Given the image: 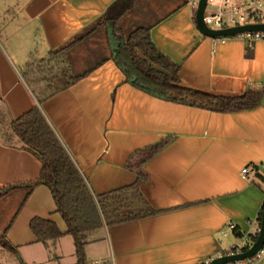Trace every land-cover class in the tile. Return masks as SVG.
Wrapping results in <instances>:
<instances>
[{
	"label": "crops",
	"instance_id": "obj_1",
	"mask_svg": "<svg viewBox=\"0 0 264 264\" xmlns=\"http://www.w3.org/2000/svg\"><path fill=\"white\" fill-rule=\"evenodd\" d=\"M114 1L0 0V40L11 53L0 49V106L10 119L39 106L94 195L132 184L131 153L170 138L144 164L147 177L139 186L156 213L98 229L83 247L85 263L202 264L244 245L232 228L254 234L259 227L264 192L240 170L264 162V95L254 108L217 112L125 82L110 59L102 23ZM119 23L127 32L149 28L155 46L180 65L183 86L233 95L264 83V39L252 44L248 58L244 39L203 35L188 0H134ZM65 47L68 61L48 64L50 52ZM26 56L41 74L24 75ZM61 66L65 76L88 73L45 87L52 83L46 75ZM39 171L35 156L0 138V190L15 186L0 198V229L8 225L6 239L24 264H77L47 184H34L19 207ZM34 217L52 220L64 234L37 241L29 225ZM19 257L0 246V264H20ZM249 264H264V256Z\"/></svg>",
	"mask_w": 264,
	"mask_h": 264
},
{
	"label": "trees",
	"instance_id": "obj_2",
	"mask_svg": "<svg viewBox=\"0 0 264 264\" xmlns=\"http://www.w3.org/2000/svg\"><path fill=\"white\" fill-rule=\"evenodd\" d=\"M133 6L134 0H115L102 16L110 48V59L124 75L125 82L163 100L217 112L251 109L260 103L264 95L262 84L259 86L247 84L242 93L233 95L212 94L183 86L179 78L180 65L155 46L151 40L149 28L140 26L125 34L118 25L120 18ZM50 54L52 58L48 64L55 60L59 61L58 65L62 62L66 63L65 48L52 51ZM245 56L248 58L252 56V46L248 43L245 46ZM31 64H26L30 69L24 70V75L41 74V70H34L29 66ZM87 73L73 76L67 84L84 77ZM2 113L8 122V133L5 134L4 142L19 145L40 162L39 175L36 180L25 186L27 191L19 207L28 197L34 184H47L56 203V209L66 223L65 233L73 238L77 264H86L83 247L104 225L111 226L156 213L139 186L147 177L143 170L144 164L158 153L170 141V138L161 139L131 153L126 162V168L136 176L132 184L94 195L39 106L32 107L16 119H10L4 109ZM253 177L252 181L264 192V173L258 170ZM14 187L7 186L1 189L0 198ZM263 210L264 200L256 217L258 226ZM29 225L36 240L43 244H47L48 240L54 241L64 234L52 220L47 218L34 217ZM7 229L8 225L2 230L0 246L19 257L16 249L6 239ZM231 231L237 238L245 237L247 243L254 242L257 237V232L245 234L237 227L232 228ZM247 243L239 249L246 251ZM235 249H237L236 246L230 248L231 251ZM226 253L228 250L222 252L220 256ZM19 262L24 264L20 257Z\"/></svg>",
	"mask_w": 264,
	"mask_h": 264
},
{
	"label": "built area",
	"instance_id": "obj_3",
	"mask_svg": "<svg viewBox=\"0 0 264 264\" xmlns=\"http://www.w3.org/2000/svg\"><path fill=\"white\" fill-rule=\"evenodd\" d=\"M197 4L198 0H188V5L194 11L197 8ZM207 6H210V9L207 10ZM203 22L207 25V27L213 30H220L247 24H264V0H206ZM234 36L244 39L249 46H252L255 41L264 39V30L245 31ZM223 38L224 37H219L216 39ZM0 49L7 53V55L11 58V53H9L10 51H8L6 41L4 42L0 40ZM30 60L31 59L29 58V56H26L24 62L27 63L30 62ZM262 85L264 86V83H262ZM258 169L264 170V162H261L260 164L244 165L240 170V176L244 179H247L250 176L253 177ZM244 240H246L245 237ZM246 243L247 241H245L244 245ZM247 244V249H249L252 246L253 242ZM242 246H236L237 249H235V251H231L229 248L228 253H226L225 255L243 252L241 249H239ZM263 256L264 241L261 245V248L252 257L244 260L227 262L224 264H249L260 260ZM212 259L213 258L206 260L205 262H203V264H208Z\"/></svg>",
	"mask_w": 264,
	"mask_h": 264
},
{
	"label": "water",
	"instance_id": "obj_4",
	"mask_svg": "<svg viewBox=\"0 0 264 264\" xmlns=\"http://www.w3.org/2000/svg\"><path fill=\"white\" fill-rule=\"evenodd\" d=\"M205 6H206V0H198L197 8L195 9V24L198 30L205 36H209L213 38L229 37L245 31L264 30V24H247V25L230 27L220 30L210 29L203 22ZM263 241H264V210L261 215V221L259 228L257 230L256 240L253 242L252 246L249 249L236 254L215 257L208 264H224L227 262L250 258L261 248Z\"/></svg>",
	"mask_w": 264,
	"mask_h": 264
},
{
	"label": "rangeland",
	"instance_id": "obj_5",
	"mask_svg": "<svg viewBox=\"0 0 264 264\" xmlns=\"http://www.w3.org/2000/svg\"><path fill=\"white\" fill-rule=\"evenodd\" d=\"M234 1H244V0H234ZM210 9V6H207V10ZM118 25L120 26V23L118 21ZM121 27V26H120ZM122 28V27H121ZM137 28V27H136ZM134 28V29H136ZM132 29V30H134ZM122 30L124 31L125 34H128L129 32H131L132 30H128L125 31V29L122 28ZM106 32V31H105ZM106 34V33H105ZM105 44H106V48H109V43H108V40H107V36H106V39H105ZM103 46V45H102ZM68 47H65V60L68 61V58H67V55H66V50H67ZM110 50V48H109ZM50 58H52V56H50ZM33 60L31 59L30 62L28 63H32ZM59 61L58 60H55V62L53 61L51 64L52 65H58ZM63 63V62H62ZM61 63V64H62ZM73 76H76L75 73H70V75H67L65 76V70L63 68V66L60 67V70H50V73H48L46 75V80H50L52 83H45V87H50V86H58L60 85L61 83L65 82V81H70V79L73 77ZM54 78V79H53ZM3 109L1 108L0 106V138L3 140V141H6V135L8 133V122L6 120V118H4V114L2 113ZM13 141V140H12ZM2 230L3 228L0 229V240H1V235H2ZM1 264H12V263H1ZM16 264V263H14ZM87 264H91L90 261H87Z\"/></svg>",
	"mask_w": 264,
	"mask_h": 264
}]
</instances>
